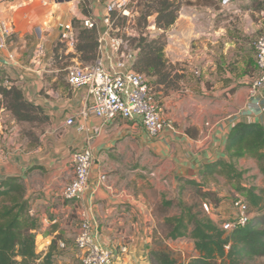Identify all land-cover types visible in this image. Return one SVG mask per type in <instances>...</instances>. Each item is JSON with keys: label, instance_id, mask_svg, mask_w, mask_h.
<instances>
[{"label": "crops", "instance_id": "obj_1", "mask_svg": "<svg viewBox=\"0 0 264 264\" xmlns=\"http://www.w3.org/2000/svg\"><path fill=\"white\" fill-rule=\"evenodd\" d=\"M86 1L83 13L82 0H0V23L11 29L0 49V86L21 90L43 118L18 122L0 106L6 120L0 184L11 177L24 184L31 215L39 221L38 253L47 254L54 242L56 249L66 248L70 238L75 245L82 208L95 216L97 242L115 253V264H151L153 199L178 188L181 180L199 181L203 166L227 159V139L236 124L264 126V113L256 115L249 96L259 76L254 43L264 34V0H191V6L183 0L168 31L153 29L157 36L165 34V59L183 79L181 94L163 100L175 130L151 139L139 119L104 124L90 116L85 126L101 127L90 144L85 133L66 125L91 106L89 91L71 88L69 67L60 62L83 64L77 41L64 38L66 31L76 37L74 20L93 19L97 35L105 30L110 0ZM39 48L44 57L36 62ZM87 146L95 159L89 188L79 202L65 201L63 191L74 177L72 154ZM102 176L106 181L96 189Z\"/></svg>", "mask_w": 264, "mask_h": 264}, {"label": "trees", "instance_id": "obj_2", "mask_svg": "<svg viewBox=\"0 0 264 264\" xmlns=\"http://www.w3.org/2000/svg\"><path fill=\"white\" fill-rule=\"evenodd\" d=\"M141 2L145 7L142 19L146 24L147 18L153 14L157 15V28L164 32L175 24L178 12L175 0ZM185 2L191 4V0ZM117 16V12L112 14L114 21ZM118 21L123 25L126 17ZM73 27L77 35L79 61L84 65L92 64L98 57L96 29H86L77 20L73 21ZM131 43L132 49L139 52L135 70L150 79L151 87L152 80L154 86L170 87L174 78L164 57L165 34L153 40L141 35ZM0 96V105H4L18 121L31 123L43 120L39 109L28 103L18 88L0 86ZM225 154L227 159L201 168L199 181H180L181 192L185 187L191 188L192 203L181 200L179 214H169L174 201L164 199L160 205L164 214L162 242L188 239L193 242L198 256L188 263L179 262L167 247L155 241V248L149 252L151 264H249L264 259V186H241L247 171L238 168L241 159H252L264 176V126L258 123L236 124L229 133ZM216 177H223L230 183L240 185L238 189L245 194L249 212L255 211L259 217L250 219L245 227L232 232H226L221 224H216L210 216L217 212L221 200L215 192L205 190L209 180ZM204 204L211 207V215L205 212ZM38 228L39 221L31 215L30 202L26 198V189L21 179H5L0 184V264H54L56 242L51 245L47 254L38 253L35 236Z\"/></svg>", "mask_w": 264, "mask_h": 264}, {"label": "built area", "instance_id": "obj_3", "mask_svg": "<svg viewBox=\"0 0 264 264\" xmlns=\"http://www.w3.org/2000/svg\"><path fill=\"white\" fill-rule=\"evenodd\" d=\"M132 0H110L103 18L104 32L98 35V57L88 65L74 64L67 69L66 80L73 89L86 88L92 100L91 106L78 117L71 116L66 125L74 127L78 132L87 135L90 144L93 136L101 133V127L87 128L84 120L90 116L103 121L104 124L120 118L134 121L139 119L151 139L160 136L165 130L174 131V124L165 117L164 106L157 101L150 85V79L135 70L138 60V50L131 49L127 42L114 34V20L112 14L127 13V5ZM86 29H96L97 23L91 18L83 21ZM2 42L0 49H4L11 36V29L5 23H0ZM65 39L77 41L69 32L64 34ZM256 67L259 76L250 85V98L255 102L256 115L264 113V34L254 43ZM110 53L105 59L102 55ZM44 57V51L39 48L35 61L39 62ZM114 57L118 60L115 61ZM109 69L105 68V63ZM197 75H199L197 73ZM6 120L0 117V141ZM74 177L63 191V199L68 202H79L85 195L90 185L91 172L95 162L93 153L87 146L82 151L72 154ZM106 181L102 176L96 186L99 189ZM206 213L211 215V207L204 204ZM80 224L75 239V247L80 253L82 264H115L116 255L113 251L100 246L97 242V226L95 216L88 209L78 212ZM251 219L249 206L243 199L233 203V214L221 223V228L226 232L245 227ZM127 249H122L126 252Z\"/></svg>", "mask_w": 264, "mask_h": 264}, {"label": "rangeland", "instance_id": "obj_4", "mask_svg": "<svg viewBox=\"0 0 264 264\" xmlns=\"http://www.w3.org/2000/svg\"><path fill=\"white\" fill-rule=\"evenodd\" d=\"M67 1L68 0H63V3ZM175 1H176L175 3H177V8L179 12L182 8V4H183L182 0H175ZM185 1L186 0H184V5H189V6L194 5L192 1H191V4H187ZM86 2H87L86 0H82V2H80L79 4L80 12L86 13L87 11ZM141 3H142L141 0H132V2L128 3L127 5V13H122V12L117 13L118 16L116 20L114 21V29H115L114 34L122 38L125 42H127L128 46L131 49L133 48L131 41L133 39L140 38L141 35L146 37L149 40H153L159 37L153 31V29H157L155 31H158V28L156 26L157 15L153 14L150 17H148L147 24H146L145 21H143L142 19V16H143L142 14H143L145 7L144 5H141ZM178 12H177V15H178ZM124 17H126L125 23L123 25L119 24L118 20L120 19L121 21L122 18ZM153 19L155 20V23L153 22ZM60 62L64 64L66 67H70L71 65L74 64V62L66 58H63ZM169 67H170L171 75L174 78L173 84L170 87L166 88L165 86H162V87L154 86L153 80H152L153 94L155 95V98L157 99V101H159L163 106H164V102H163L164 99L166 98L170 99L176 94H181L180 83L182 82L183 79L179 74L177 73L174 74L173 67L171 66ZM238 168L240 170L247 171V173L244 175L243 180L241 181V184H240L241 186L248 187V188H251V187L262 188L264 186V176L260 173V170L258 169L256 161L250 160V159L247 161H239ZM240 185H238L235 182L230 183L226 181L223 177H216L215 179L209 180V182L205 186L206 191L215 192L217 198L221 200V203L219 205V208L217 209V212L210 216L216 224L220 225L223 221L230 218V216L233 214L234 201L238 199L246 200L245 194L240 192L238 189ZM193 190L196 191L195 189ZM191 192H192L191 188L189 187H185V189L181 192L178 186V188L174 189L171 192H167L165 195H162V196L157 195V197H155L152 202L153 204L152 213H153V218L155 220L154 225L156 226V229L154 230V235H153L154 240H153L151 249L153 247L155 248L154 242L158 241L159 243H161V246L163 244V247L164 246L167 247L172 252L174 257L179 262H182V263H188L192 259L196 258L198 254L194 250L193 242L188 239H183V240H179L176 242H172V241L162 242L164 241L163 231H162L163 222H164V214L162 212L163 209L160 208V205L164 199H166L167 201H174V206L171 210H169V214L170 216L179 214L178 207H179L181 200L182 201L184 200L185 202H188V203L189 202L192 203ZM199 202L201 201L199 200ZM257 217H259L258 213H256L255 211L251 213V219L257 218ZM74 226L71 230L67 232L72 233ZM67 243L68 245L66 248H62L60 246L54 252V264H82V261L79 255L80 253H78L75 249L74 240L70 238V240ZM45 253H42V254L45 255ZM219 264H224V263H219ZM249 264H264V259H258V260L250 262Z\"/></svg>", "mask_w": 264, "mask_h": 264}]
</instances>
